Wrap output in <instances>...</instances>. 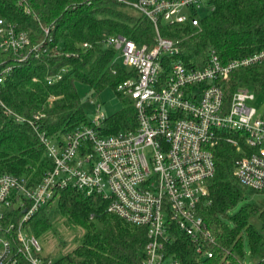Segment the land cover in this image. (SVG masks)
Instances as JSON below:
<instances>
[{"label": "built area", "instance_id": "obj_1", "mask_svg": "<svg viewBox=\"0 0 264 264\" xmlns=\"http://www.w3.org/2000/svg\"><path fill=\"white\" fill-rule=\"evenodd\" d=\"M114 1L145 16L156 29L152 46H139L122 35L105 41L118 52L122 66L135 72L136 77L117 91L133 101L136 127L104 135L107 119L99 114L63 140L40 134L54 164L42 182L30 187L24 179L0 175V264H16V253L31 264H56L41 257L39 239L26 224L67 188L101 198L108 213L146 228L144 264H186L167 252L176 235L189 239L197 254L212 258L205 248L213 243V235L201 207L210 203L209 182L216 174L215 154L222 143L242 155L234 164L236 179L249 191L264 194V105L249 104L257 94L244 83L227 96L234 72L264 67V49L226 64L213 52L204 67L189 69L177 60L180 42L164 37L161 25L198 27L214 10L213 0ZM42 49L43 44L32 47L28 33L16 24L0 20V51L13 52L25 62L29 51L39 57ZM171 58L176 59L166 61ZM12 71V66L0 68V85ZM11 208L23 210V217L3 226Z\"/></svg>", "mask_w": 264, "mask_h": 264}, {"label": "trees", "instance_id": "obj_2", "mask_svg": "<svg viewBox=\"0 0 264 264\" xmlns=\"http://www.w3.org/2000/svg\"><path fill=\"white\" fill-rule=\"evenodd\" d=\"M213 4L214 10L200 19L198 27L191 23L161 25L164 37L180 42L177 60L189 69L204 67L213 52L226 64L264 49V0H213ZM0 20L27 32L32 47L43 44L40 56L29 51L25 62H19L13 52L0 51V68L13 67L0 85V175L24 179L30 187L42 182L54 164L40 134L63 140L69 132L90 123L79 85L96 95L107 89L119 95L122 109L105 121L104 135L135 129L134 103L117 91L120 84L136 77L135 72L122 66L118 52L105 41L122 35L139 46H152L156 29L149 19L114 0H0ZM84 44L90 47L85 49ZM50 78L54 79L52 84ZM240 83L264 97V67L234 72L227 86L228 98ZM14 115L24 121H17ZM241 156L225 143L215 154L210 203L201 207L213 235V243L205 250L213 257L197 254L191 241L180 235L168 246L169 255L186 264H245L242 258L248 236L256 259L253 264H264V209L246 204L233 217L234 228L220 217L249 192L234 176L235 161ZM22 217L23 210L11 208L2 224L18 223ZM57 217L83 234L79 245L56 264H144L147 229L108 213L101 198L70 188L60 190L26 229L40 238ZM13 257L16 264H31L21 253Z\"/></svg>", "mask_w": 264, "mask_h": 264}, {"label": "rangeland", "instance_id": "obj_3", "mask_svg": "<svg viewBox=\"0 0 264 264\" xmlns=\"http://www.w3.org/2000/svg\"><path fill=\"white\" fill-rule=\"evenodd\" d=\"M162 25L165 26L167 23L163 22ZM78 90L83 108L90 121L95 120L99 114H104L106 119H108L122 109L121 99L113 89H107L100 95H96L84 85H79ZM249 104L255 107H263L264 97L257 94L256 101ZM246 204L257 205L264 209V194L249 191L246 197L237 205L220 214L223 222L229 227L234 228L235 222L233 217ZM98 226L100 225L98 224ZM82 234L81 230L71 228L64 224L63 219L57 217L52 228L42 237L38 238L43 248L41 257L47 261L57 263L79 245ZM242 260L245 264H253L256 261L252 256L248 236H245L244 256Z\"/></svg>", "mask_w": 264, "mask_h": 264}]
</instances>
